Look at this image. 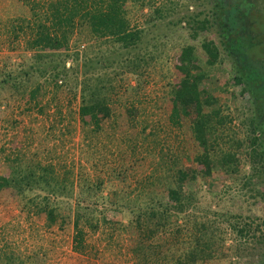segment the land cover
<instances>
[{
	"label": "rangeland",
	"instance_id": "obj_1",
	"mask_svg": "<svg viewBox=\"0 0 264 264\" xmlns=\"http://www.w3.org/2000/svg\"><path fill=\"white\" fill-rule=\"evenodd\" d=\"M171 1L152 0L143 6L130 4L127 8L130 25L144 29V34L131 55L124 53V57L129 56L121 65L122 53L110 52L109 45L92 39L88 25L75 26L70 36L69 53L77 52L79 58L75 60L73 56L65 57L64 52L58 53L55 59L39 64L46 69L43 77L36 68L29 74L30 84L38 82L46 88L39 105L34 106L27 104L22 90L13 86L14 81L21 82L16 80L19 74L29 72L35 65L33 53L25 49L23 38L21 44L10 46L9 25H4L6 19L26 11H22L16 0H0V176H7V167L14 162L53 163L61 171L64 167L73 169L77 185L86 184L88 180L101 184L102 195L115 200L117 193L122 194L120 191L132 192L133 199V193L142 190L151 173L157 172L158 177H164L171 165L168 163L170 157L175 161L179 158L177 166L195 167L193 158L198 149L188 125L171 127L165 108L176 75L173 63L186 46L195 47L208 92L223 114L232 119L228 128L234 129L238 140L243 139L242 122L250 114L246 108L248 100L241 95L240 87H233L229 62L223 60L220 66L210 67L200 47L202 42L208 41L219 46L217 31L209 29L192 39L199 21L205 17L201 14L200 3L208 14V0ZM260 44L264 50V42ZM219 50L222 59V48ZM136 56L138 61L133 64L131 60ZM100 63L109 66L103 69ZM56 65L59 68L64 65L69 70L58 79L59 88L50 81ZM128 71L137 77H132ZM113 76L116 77L115 91L108 104L112 116L103 120L101 130L94 133L83 127L78 115L80 86L89 78ZM4 80L8 82L5 85ZM222 147L219 143L220 150ZM249 172V165L244 163L240 172L231 177L216 171L212 178L198 182L202 187L199 209H206L208 205L214 209L219 204L222 211L240 215L242 221H252L253 228L264 223V201L251 191H264V180L253 179L249 183ZM216 193H222V200L214 196ZM33 196L26 194L27 198H16L0 193V246L31 256L37 264H136L131 252L134 246L132 227L121 232L106 226H100L95 232L86 229V248L80 253L73 249L74 227L69 205H61L66 218L64 224L47 228L43 216L28 213L23 205ZM98 209L102 210L103 205ZM105 217L107 221L127 223L114 212H107ZM222 229L226 233L222 248L224 257L216 264L259 263L256 256L237 258L233 253L238 243L235 236L229 228L225 229L223 222ZM243 243L248 247L244 254L256 253L254 240ZM33 253L38 255L35 257Z\"/></svg>",
	"mask_w": 264,
	"mask_h": 264
},
{
	"label": "trees",
	"instance_id": "obj_2",
	"mask_svg": "<svg viewBox=\"0 0 264 264\" xmlns=\"http://www.w3.org/2000/svg\"><path fill=\"white\" fill-rule=\"evenodd\" d=\"M150 1L16 0L26 13L20 12L5 20L4 25H9V45L21 44L23 38L25 49L33 53L35 65L29 72L19 74L16 80L21 82L14 81L13 86L22 90L27 104L38 106L46 88L38 82L30 84L29 74L36 68L43 77L46 69L39 64L55 59L58 53L64 52L65 57L73 56L77 60L79 53L70 54L69 43L74 27L79 25H88L92 39L109 45L110 52L122 53L121 65L128 60L129 55L124 57V53L131 55L144 34V29L131 27L127 8L130 4L143 6ZM208 4L207 14L200 3L201 14L205 17L199 21L192 39L209 29L217 31L219 46L208 41L202 42L200 47L210 67L220 66L223 60L229 62L232 85L240 87L241 95L248 100L246 108L250 114L242 122L243 139L238 140L234 129L228 128L232 119L223 114L216 99L208 92L195 47L186 46L173 63L176 75L165 108L171 127L188 125L198 149L193 158L195 167L177 166L179 158L175 161L170 157L168 163L171 165L167 171L165 169L164 177H158L157 172L151 173L142 190L133 193V199L132 192L120 191L122 194H113L116 199L112 200L108 199L110 196L102 195L101 184H92L88 180L86 184L77 185L71 168L64 167L61 171L53 163L19 161L7 167V176H0V193L16 198L34 194L23 205L28 208V213L43 216L47 228L64 224L66 218L62 215L61 205H69L74 227L73 249L80 253L86 248V229L95 232L100 226H106L121 232L132 227L134 246L131 252L136 264H216L224 257L222 248L226 233L222 229L223 222L238 242L233 249L234 255L240 259L256 256L258 264H264V223L253 228L252 221L245 222L240 215L222 211L219 204L214 209L210 205L199 209L202 187L198 185V182L212 178L216 171L231 177L240 172L244 163L250 168L249 183L253 179L264 180V50L260 46L264 42V0H208ZM258 25L261 27L257 28ZM219 47L222 48V59ZM136 61L137 56L131 60L133 64ZM100 66L106 69L109 64L100 63ZM67 71L64 65L62 68L54 66L51 84L59 88L58 79ZM128 72L137 77L134 72ZM115 78H89L80 86L78 115L83 127L94 133L101 130L103 120L112 116L108 104L115 91ZM7 83V80L3 81V85ZM219 143L224 146L222 150ZM251 191L264 201V191ZM214 196L222 200V193ZM101 205L103 209L99 210ZM107 212L126 219V225L121 221H107ZM250 240H254L257 251L247 255L244 252L248 247L243 242ZM37 255L33 253V256ZM0 264L37 263L31 256L0 246Z\"/></svg>",
	"mask_w": 264,
	"mask_h": 264
}]
</instances>
